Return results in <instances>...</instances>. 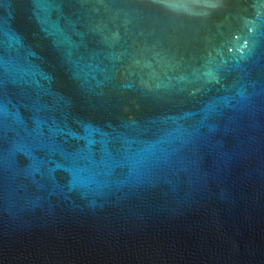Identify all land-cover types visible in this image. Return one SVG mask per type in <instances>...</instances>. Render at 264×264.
<instances>
[{"label": "water", "instance_id": "obj_1", "mask_svg": "<svg viewBox=\"0 0 264 264\" xmlns=\"http://www.w3.org/2000/svg\"><path fill=\"white\" fill-rule=\"evenodd\" d=\"M0 264H264V0H0Z\"/></svg>", "mask_w": 264, "mask_h": 264}]
</instances>
